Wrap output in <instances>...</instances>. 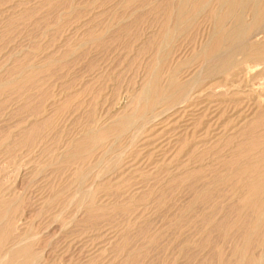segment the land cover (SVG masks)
I'll return each mask as SVG.
<instances>
[{
    "label": "rangeland",
    "instance_id": "1",
    "mask_svg": "<svg viewBox=\"0 0 264 264\" xmlns=\"http://www.w3.org/2000/svg\"><path fill=\"white\" fill-rule=\"evenodd\" d=\"M261 31L264 0H0V264H264Z\"/></svg>",
    "mask_w": 264,
    "mask_h": 264
},
{
    "label": "bare ground",
    "instance_id": "2",
    "mask_svg": "<svg viewBox=\"0 0 264 264\" xmlns=\"http://www.w3.org/2000/svg\"><path fill=\"white\" fill-rule=\"evenodd\" d=\"M236 1H237V0H236ZM230 2H231V1H230ZM232 3H233V2H232ZM231 5H232V4H231ZM230 7H231V6H230ZM223 33H225V32H223ZM232 33H234V32H232ZM232 33H231V34H232ZM249 33H251V32H249ZM249 33H248V34H249ZM225 34H226V33H225ZM234 34H236V33H234ZM240 34H241V33H240ZM254 34H255V35H254ZM250 35H251V34H250ZM260 35H262V36H260ZM221 36H222V35H221ZM224 36H227V35H224ZM261 38H264V31H263V32L261 31V32H259V33H258V32H257V33H254V32H253V36L249 37L248 39H249V42H250V43H253V42H254V43H258L259 39H261ZM223 39H224V38H223ZM223 41H224V40H223ZM260 43H261V40H260ZM259 45H260V44H259ZM249 67H250V66H249ZM253 67H254V66H253ZM259 67H260V66H259ZM241 68H243V67H241ZM254 68H255V69L248 68V70H247L248 73H253V72H255V71H256V67H254ZM244 69H245V68H243V70H244ZM247 71H245V72L247 73ZM243 73H244V72H243ZM243 73H242V74H243ZM246 73H245V74H246ZM244 76H245V75H244ZM247 76H248V74H247ZM247 76H246V77H247ZM254 76H255V75H254ZM242 77H243V76H242ZM242 77H241V79H242ZM243 79H244V78H243ZM245 79H246V78H245ZM245 79H244V80H245ZM258 79H259V78H258ZM251 80H252V79H251ZM247 82H248V81H247ZM250 83H251V82H250ZM251 84H252V87H253L254 89H256V91L259 90L261 93H264V80L261 81V82H256V80H255V82L253 81V83H251ZM245 85H246V84H245ZM242 86H243V85H242ZM248 86H249V85L247 84L246 87L248 88ZM253 88H252V89H253ZM254 89H253V90H254ZM248 90H249V89H248ZM257 92H258V91H257ZM257 92H256V93H257ZM261 93H260V94H261ZM249 94H250V93H249ZM254 95H255V94H254ZM254 95H253V96H254ZM263 95H264V94H263ZM257 96H258V95H257ZM260 96H262V94H261ZM250 97H251V96H250ZM250 97H249V99H250ZM258 98H259V96H258ZM261 98H263V97H261ZM262 100H264V99H262ZM256 101H257V99H256ZM258 101H259V100H258ZM259 104H260V103H259ZM259 107H260V106H259ZM124 124H125V123H124ZM52 229H53V228H52ZM50 230H51V229H50ZM55 230H56V228H55ZM49 232H50V231H49ZM53 233H54V232H53ZM32 239H33V238H32ZM10 241H11V240H10ZM21 241H22V240H21ZM27 241H28V240H27ZM17 244H18V243H17ZM32 244H33V243H32ZM15 245H16V244H15ZM15 245L12 246V247H15ZM19 245H20V244H18L17 246H19ZM20 246H21V245H20ZM24 247H25V246H24ZM7 249H8V248H7ZM11 250H13V248L10 249V250H8L7 253L5 254L4 258L2 259V264H3V262H5L6 258H8V256H9ZM0 252H1V251H0ZM4 252H5V251H4ZM45 253H46V252H45ZM1 254H2V253H1ZM42 254H43V253H42ZM51 254H52V253H51ZM43 255H44V254H43ZM52 255H53V254H52ZM41 256H42V255H41ZM49 256H50V255H49ZM18 257H20V256H18ZM42 257H43V256H42ZM14 258H15V257H14ZM26 258H27V257H26ZM47 258H48V257H47ZM3 260H4V261H3ZM39 260H41V259H39ZM35 261L37 262V259H35ZM36 262H35V263H36ZM35 263H34V264H35ZM36 264H37V263H36Z\"/></svg>",
    "mask_w": 264,
    "mask_h": 264
}]
</instances>
